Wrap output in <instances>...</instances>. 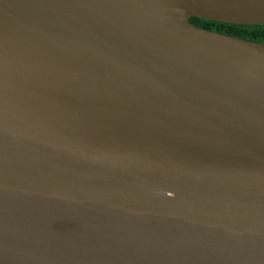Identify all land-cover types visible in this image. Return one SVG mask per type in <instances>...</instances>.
<instances>
[{"label":"water","instance_id":"water-1","mask_svg":"<svg viewBox=\"0 0 264 264\" xmlns=\"http://www.w3.org/2000/svg\"><path fill=\"white\" fill-rule=\"evenodd\" d=\"M264 0H0V264H264Z\"/></svg>","mask_w":264,"mask_h":264},{"label":"trees","instance_id":"trees-1","mask_svg":"<svg viewBox=\"0 0 264 264\" xmlns=\"http://www.w3.org/2000/svg\"><path fill=\"white\" fill-rule=\"evenodd\" d=\"M189 23L199 29H204L219 33L221 35L236 37L241 40L264 45V25L240 26L220 22L198 20L194 18L189 19Z\"/></svg>","mask_w":264,"mask_h":264}]
</instances>
